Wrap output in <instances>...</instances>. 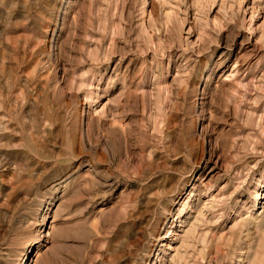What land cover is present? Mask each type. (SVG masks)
I'll use <instances>...</instances> for the list:
<instances>
[{"label":"rangeland","instance_id":"obj_1","mask_svg":"<svg viewBox=\"0 0 264 264\" xmlns=\"http://www.w3.org/2000/svg\"><path fill=\"white\" fill-rule=\"evenodd\" d=\"M0 264H264V0H0Z\"/></svg>","mask_w":264,"mask_h":264}]
</instances>
